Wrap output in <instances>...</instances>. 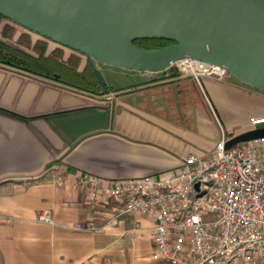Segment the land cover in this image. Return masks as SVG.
<instances>
[{"label":"crops","instance_id":"obj_1","mask_svg":"<svg viewBox=\"0 0 264 264\" xmlns=\"http://www.w3.org/2000/svg\"><path fill=\"white\" fill-rule=\"evenodd\" d=\"M154 73L97 93L0 63V264H168L151 257L145 217L128 216L102 231L76 227L83 218L78 174L111 180L157 173L184 154L207 152L220 125L230 137L254 128L250 117H264L250 114L248 124L227 123L226 129L205 80L224 89L237 114L264 108V93L203 76L208 100L173 95L184 80ZM43 209L52 222L37 220Z\"/></svg>","mask_w":264,"mask_h":264},{"label":"built area","instance_id":"obj_2","mask_svg":"<svg viewBox=\"0 0 264 264\" xmlns=\"http://www.w3.org/2000/svg\"><path fill=\"white\" fill-rule=\"evenodd\" d=\"M195 61L184 58L175 65L205 95L201 77L222 80L227 71L210 63L196 67ZM249 121L255 128L264 117ZM220 129L210 151L184 154L176 166L157 173L111 180L79 173L83 218L75 226L102 231L142 216L151 223V257L158 262L264 264V138L227 148L230 137ZM36 218L52 222L48 210Z\"/></svg>","mask_w":264,"mask_h":264},{"label":"water","instance_id":"obj_3","mask_svg":"<svg viewBox=\"0 0 264 264\" xmlns=\"http://www.w3.org/2000/svg\"><path fill=\"white\" fill-rule=\"evenodd\" d=\"M0 13L94 66L160 72L193 58L264 93V0H0ZM138 38L174 43L146 49L134 44ZM255 138H264V126L230 136L226 147Z\"/></svg>","mask_w":264,"mask_h":264},{"label":"trees","instance_id":"obj_4","mask_svg":"<svg viewBox=\"0 0 264 264\" xmlns=\"http://www.w3.org/2000/svg\"><path fill=\"white\" fill-rule=\"evenodd\" d=\"M19 24L0 13V62L19 69L53 78L64 83L101 93V84L94 64L87 58L81 67V56L71 53L63 56L59 48L47 51V42L37 39L31 42L28 32L14 34ZM20 26V25H19ZM134 44L154 49L174 43L165 38H138Z\"/></svg>","mask_w":264,"mask_h":264},{"label":"rangeland","instance_id":"obj_5","mask_svg":"<svg viewBox=\"0 0 264 264\" xmlns=\"http://www.w3.org/2000/svg\"><path fill=\"white\" fill-rule=\"evenodd\" d=\"M21 32H28L30 37H31V42H34L37 39H41V40H44L45 42H47V51L53 50L54 48H59L63 51L64 57L68 56L71 53H75V52L71 51V49H69L67 47H62V46L58 45L57 43H55L51 40H46L43 37H41L40 35H38L37 33L31 32L28 29H26L22 26H19V25L17 26V30L13 36L14 39H16ZM80 56H81V65H82V63H85V56H83V55H80ZM1 64H5V63H1ZM95 66L97 67V70L99 71L103 82H105L106 85L110 87L109 88L110 90L122 89L125 86L134 85L136 83H139V82L147 79L146 76H144L145 74L148 73L146 71H137V70H133V69L126 68V67H121V66L105 63V62L100 61V60H95ZM15 68H17V67H15ZM175 70L178 73L177 75H173V72ZM154 74H157V75L158 74L159 75L165 74L167 76V78L173 79V77H174V78H177V80H184V84L182 85L181 91L176 90V87H178L179 84H178V86H173V95H178L177 92H179V94L181 92H187L188 94H198L202 97V99H203V97L205 98L202 89L200 88V86H198L197 83H195L196 81L193 79V77L186 74L184 71H182L180 69H176L174 66H170L167 69L160 71V72H157V73H154ZM223 80L234 81L237 84H241V81L239 79H237L236 77H234L233 75H231L230 73H227L224 76ZM203 84H204L205 88L207 89V92L209 93V97L214 104L215 110L220 115L221 123L226 127V129H227V123L234 124L235 126H238V127H240L243 124H248V118H249L250 114H253L255 116H261V115L264 116V108L254 107V106L245 107L243 110H240L241 113L237 114V112H235V110H233L234 109L233 107L237 103H235L234 106L232 105L233 100L230 101V99L228 100L227 97L224 96V94H223L224 89L223 88H221L218 85H214L209 80H205L203 82ZM253 90L261 92V91L256 90V89H253ZM180 97L181 96L175 97V99H173V103H177V105L179 103H181L182 98H180ZM216 121L219 122L218 120H216ZM214 123L216 124L215 121H214ZM259 125H261V124H259ZM262 125H264V124H262ZM248 129H250V128H248ZM239 133H235V134H239ZM211 136H213V137L211 138V144H209L210 149L206 150L207 152L210 151L214 147L216 140H217V137H218L217 135H211ZM197 153L201 155V154H204L206 152L200 150Z\"/></svg>","mask_w":264,"mask_h":264},{"label":"bare ground","instance_id":"obj_6","mask_svg":"<svg viewBox=\"0 0 264 264\" xmlns=\"http://www.w3.org/2000/svg\"><path fill=\"white\" fill-rule=\"evenodd\" d=\"M195 63H196V67H208L210 66V64L208 62L202 61V60H198L195 59Z\"/></svg>","mask_w":264,"mask_h":264}]
</instances>
